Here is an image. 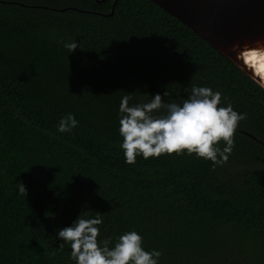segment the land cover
Wrapping results in <instances>:
<instances>
[{"label": "trees", "instance_id": "16d2710c", "mask_svg": "<svg viewBox=\"0 0 264 264\" xmlns=\"http://www.w3.org/2000/svg\"><path fill=\"white\" fill-rule=\"evenodd\" d=\"M114 2L0 0V264H76L58 230L83 212L104 217L101 241L139 233L159 264H264V145L244 132L264 142V89L153 1ZM193 85L247 113L227 163H126L123 96L182 104Z\"/></svg>", "mask_w": 264, "mask_h": 264}, {"label": "clouds", "instance_id": "9594fccd", "mask_svg": "<svg viewBox=\"0 0 264 264\" xmlns=\"http://www.w3.org/2000/svg\"><path fill=\"white\" fill-rule=\"evenodd\" d=\"M64 47L73 53L83 45L73 41ZM238 56L264 81V47H246ZM169 95L165 91L163 96L156 94L147 103L131 106L132 96H123L119 106V134L123 138L121 148L126 163L135 164L138 156L147 160L161 155H183L185 151L189 156L195 154L212 161L214 168L227 163L235 147L236 130L247 119V113L234 110L223 93L211 87L193 85L182 104L166 102L164 97ZM226 101L227 106H222ZM78 123L75 115L69 113L59 121L58 131L71 132ZM17 187L19 195L26 197L23 182L17 183ZM103 222L100 212L95 217L83 212L72 226L58 230V238L64 241L59 248L62 250L65 243L69 244L71 259L76 264H159L163 253L146 251L143 237L136 231L120 235L114 245L111 237L101 241Z\"/></svg>", "mask_w": 264, "mask_h": 264}, {"label": "water", "instance_id": "95a60500", "mask_svg": "<svg viewBox=\"0 0 264 264\" xmlns=\"http://www.w3.org/2000/svg\"><path fill=\"white\" fill-rule=\"evenodd\" d=\"M151 1L189 27L264 89V81L238 56L246 47H264V0ZM244 132L264 145L261 139Z\"/></svg>", "mask_w": 264, "mask_h": 264}]
</instances>
